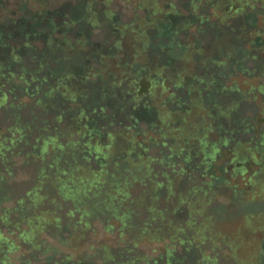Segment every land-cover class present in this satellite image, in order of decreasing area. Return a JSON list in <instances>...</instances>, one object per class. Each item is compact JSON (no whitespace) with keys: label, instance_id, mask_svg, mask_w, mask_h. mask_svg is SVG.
<instances>
[{"label":"trees","instance_id":"1","mask_svg":"<svg viewBox=\"0 0 264 264\" xmlns=\"http://www.w3.org/2000/svg\"><path fill=\"white\" fill-rule=\"evenodd\" d=\"M110 1L100 3V23L110 26L89 51L85 29L62 44L51 39L57 27L48 34L37 18L0 26V115L10 121L0 128V264H215L216 254L199 250L214 244L204 206L220 197L256 208L243 222L264 230L252 205L264 200V0H188L183 10L140 0L145 16L135 28L116 22ZM94 2L78 20L91 27ZM153 56L159 64L147 63ZM108 58L119 71L102 75ZM188 61L195 68L182 72ZM232 70L256 84H225ZM247 99H260L252 121ZM18 165L30 168L23 181ZM238 177L242 188L230 182ZM72 234L73 255L64 246Z\"/></svg>","mask_w":264,"mask_h":264},{"label":"rangeland","instance_id":"2","mask_svg":"<svg viewBox=\"0 0 264 264\" xmlns=\"http://www.w3.org/2000/svg\"><path fill=\"white\" fill-rule=\"evenodd\" d=\"M97 2H94V6L91 9V12H95V20L97 26L91 27L89 24L78 21L81 19L84 15H86L87 11L84 8V3L86 0H0V26L7 24L11 22V20H19L22 19L24 22L29 21L33 18L40 19L42 21V29L47 31L49 34L52 30V23L57 29L51 34L52 38L57 43H62V41L68 44L75 43L74 40H78L81 38V36H77L75 39L74 33L76 31H80L81 29H85L87 33L88 42L86 44V51H89L90 46L93 44H99L102 41L103 35L105 33V30L107 27L110 26V24L105 25L100 22L104 21L105 17L101 13L102 5L100 4L102 0H95ZM140 0H129L128 2L122 1V0H111L109 2V10L115 13L117 19L116 22L121 25H130L132 24V27L135 28L141 21L142 18L145 16V12L143 9H137V3ZM162 2H165V0H161ZM168 2L173 3L177 8L183 10L186 9L188 6V0H168ZM72 21H76V23H72ZM45 25V26H44ZM193 32H189L188 37L193 38ZM124 40L127 41L128 51L129 54L136 55L137 49L132 46V41L130 40V37H123ZM183 35L179 37V39L182 40ZM155 43H159V40H154ZM201 42H198L200 44ZM63 44V43H62ZM222 44H224L222 42ZM35 46L40 45L39 42L34 44ZM82 42H78L75 45V52L80 50L82 48ZM227 47V46H224ZM177 48V47H176ZM174 48L170 54V56H176L178 54V50ZM226 51L229 50L227 47L225 49ZM127 51V52H128ZM88 53V52H86ZM134 59H140L139 56L134 57ZM80 56H78L79 58ZM106 60V59H105ZM148 64H159L162 59H157V57H148ZM26 61V59H25ZM112 60L108 58L104 64H101L99 67V71L102 75H105L109 73L110 71L116 70L119 71L117 68H115L112 65ZM78 59H75L72 61L74 65L78 63ZM90 64V63H89ZM29 67H32L33 65L31 63H27ZM152 65V69L155 67ZM247 65H251L247 64ZM144 66V65H142ZM160 66V65H159ZM182 72H192L195 68V64L193 62H183L181 65ZM199 72V71H198ZM232 72V73H231ZM227 72L224 75L225 84L230 85L232 82L236 83V86H238L242 90H247L249 88V84L254 85L256 82L251 78L247 76H243L241 74H237L236 71ZM34 79V78H32ZM253 80V81H252ZM38 81V80H36ZM243 81H246L247 83H242ZM59 83H56L57 85ZM39 85L45 87L47 85V82L45 80H39ZM23 103H27L28 99L26 96L19 98ZM260 99H257L256 101H252L251 99H247L244 103V111L243 115L244 117L248 118L249 120H255L256 118H259V109L256 107L259 103ZM1 102H4V100H1ZM42 109V108H41ZM64 117V116H63ZM61 116L59 118H56V123H61ZM9 119H5L0 115V128H4L6 124H9ZM33 125V123L31 124ZM258 125V124H257ZM28 129V128H27ZM152 149L151 153L157 154L158 151ZM226 159V154H223L220 159L219 163L223 162ZM15 170L19 171V174L17 176L18 181H23L26 179V174L28 175L31 173L30 168L25 165H18V167H15ZM20 174H22V178L19 180ZM24 175V178H23ZM228 179V175H227ZM15 181V180H14ZM13 181V182H14ZM17 181V180H16ZM231 184H238L240 188L244 186V183L246 182V179H241L240 177L232 179ZM193 185L186 183V186L184 185V189H189ZM183 188H181L182 190ZM177 191V190H176ZM180 190L177 191V193ZM256 194V193H254ZM206 197H204V201H206ZM217 199V198H216ZM260 202V203H259ZM259 204L258 205V211H261L264 213V200H259L255 198L252 202V205ZM206 209L205 215L210 217V220L212 222V225L210 227L213 238L212 240L214 244H211L210 242L205 241L202 245H200L199 252H204V255L213 257V254H216L215 257H218L215 264H235L234 261H237L236 264H251V263H257L260 261V258L264 255V253L261 252L260 244L264 241V237L262 239L259 238L260 234L264 236V230L259 229L256 227H253L248 221L246 222V226L243 222V216L248 212H253L256 208L253 206H248L244 210H238L236 207H233L231 205H228V200L225 198H219V200H213L212 203L204 206ZM250 207V208H249ZM174 209L164 210V215H171L174 216V210L177 209L176 207H173ZM184 209H186V206H183ZM168 212H171L170 214ZM250 212V213H251ZM224 213V214H221ZM204 215V216H205ZM205 219V223L209 224V218ZM138 222L139 217L136 218ZM200 220V219H199ZM169 222V220H168ZM204 223L205 228H207V225ZM96 224V223H95ZM98 225V223H97ZM100 226V225H99ZM141 229L143 231L151 230V233H154L156 231V226L150 228L146 223H143L141 225ZM249 236L250 238L243 239V236ZM151 240H149L148 243L155 242L153 241L152 237L155 236V234L150 235ZM237 236V237H236ZM230 240V241H229ZM223 241H229L230 247L226 245ZM147 243V242H146ZM188 245L190 246L191 243L188 242ZM64 246H67L70 248L71 255L75 254V250H77V244H76V237L72 234L69 235L66 238V243ZM145 247V246H144ZM84 251H91V244H85L83 246ZM211 259V258H210ZM208 260L207 257L204 256V261ZM257 261V262H256ZM208 264H210L208 262Z\"/></svg>","mask_w":264,"mask_h":264}]
</instances>
